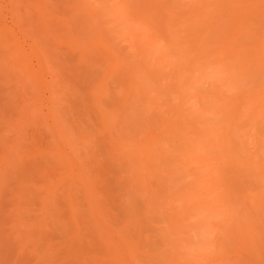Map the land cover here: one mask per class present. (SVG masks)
<instances>
[{"label":"rangeland","instance_id":"374dc122","mask_svg":"<svg viewBox=\"0 0 264 264\" xmlns=\"http://www.w3.org/2000/svg\"><path fill=\"white\" fill-rule=\"evenodd\" d=\"M0 27V264H264V0H0Z\"/></svg>","mask_w":264,"mask_h":264},{"label":"bare ground","instance_id":"6f19581e","mask_svg":"<svg viewBox=\"0 0 264 264\" xmlns=\"http://www.w3.org/2000/svg\"><path fill=\"white\" fill-rule=\"evenodd\" d=\"M110 1H111V0H110ZM147 1H148V0H147ZM199 1H200V0H199ZM202 2H203V1H202ZM152 4H153V3H152ZM152 4H151V6H152ZM230 4H231V3H230ZM115 5H116V4H115ZM140 5H141V3H140ZM87 6H88V5H87ZM207 6H208V5H207ZM207 6H206V7H207ZM120 7H121V6H120ZM124 7H125V6H124ZM147 7L150 8V5L147 6ZM247 8H248V7H247ZM247 8H246V10H247V12H248V9H247ZM100 9H101V8H100ZM124 9H125V8H124ZM117 10H118V9H117ZM207 10H208V9H207ZM244 10H245V9H244ZM246 10H245V11H246ZM144 11H145V10H144ZM251 12H252V11H251ZM254 12H255V11H254ZM142 14H143V13H142ZM158 14H159V13H158ZM233 14H234V13H233ZM237 14H238L237 17L239 18V17L241 16V14H239V13H237ZM255 14H256V13H255ZM239 15H240V16H239ZM245 15H247V13H246ZM247 16H248V15H247ZM250 16H251V15H250ZM17 17H18V16H17ZM17 17H16V18H17ZM118 17H119V16H118ZM121 17H122V16H121ZM96 18H97V17H96ZM1 19H2V17H1ZM17 19H18V18H17ZM108 19H109V18H108ZM241 19H243V18L240 17L239 20H241ZM255 19H256V18H255ZM244 20H245V19H244ZM244 20H241L242 23H243ZM248 20H249V19H248ZM185 21H186V20H185ZM235 21H237V20H235ZM235 21H234V22H235ZM125 22H126V21H125ZM128 22H129V21H128ZM204 22H206V21L204 20ZM246 22H247V21H246ZM246 22H245V24H246ZM165 23H166V22H165ZM247 23H248V22H247ZM259 23H260V22H259ZM239 24H240V23H238V25H239ZM14 25H15V24H14ZM202 25H203V24H202ZM92 26H93V25H92ZM145 26H146V25H145ZM239 26L242 27V24L239 25ZM106 27H107V26H106ZM127 27H128V26H127ZM174 27H175V26H174ZM203 27H205V26H203ZM233 27H234V26H233ZM0 28H1V27H0ZM5 28H6V27H5ZM22 28H23V27H22ZM200 28H201V26H200ZM207 28H208V27H207ZM239 29H240V27H239ZM251 29H252V28H251ZM251 29H250V30H251ZM4 30H6V29H4ZM242 30H243V29H242ZM257 30L259 31V29H257ZM2 31H3V30H2ZM152 31H154V30H152ZM240 31H241V30H240ZM240 31H237V32H240ZM253 31H254V30H253ZM5 32H6V31H5ZM256 32H257V31H256ZM1 33H2V32H1ZM6 33H7V32H6ZM8 33L10 34L9 31H8ZM8 33H7V34L4 33L5 36L8 35ZM152 33H153V32H152ZM154 33H155V31H154ZM246 33H247V32H246ZM257 33H258V32H257ZM157 34H158V33H157ZM233 34H234V33H233ZM237 34H239V33H237ZM240 34H241V33H240ZM251 34H252V33H251ZM3 36H4V35H3ZM153 36H155V35H153ZM250 36H251V35H250ZM10 37H11V36H10ZM10 37L7 36L6 38H10ZM6 38H5V39H6ZM12 38H13V37H12ZM223 38H224V37H223ZM235 38H236V37H235ZM2 39H4V38H1L0 40H2ZM206 39H207V38H206ZM231 39H232V38H231ZM10 40H11V39H10ZM10 40L7 39L5 42L8 41L7 44L10 45V44H11V43H9ZM166 40H167V39H166ZM137 41H138V40H137ZM217 41H218V39H217ZM217 41H216V42H217ZM235 41H237V40H235ZM245 41H246V40H245ZM10 42H11V41H10ZM12 42H13V40H12ZM135 42H136V41H135ZM220 42H221V41H220ZM230 42H231V41H230ZM237 42H238V41H237ZM13 43H14V42H13ZM13 43H12V44H13ZM102 43H103V42H102ZM231 43H232V42H231ZM235 43H236V42H235ZM263 43H264V42H263ZM15 44H16V42H15ZM218 44H219V42H218ZM233 44H234V43H233ZM1 46H2V45H1ZM10 46L13 47V45H10ZM15 46H16V45H14V47H15ZM262 46H264V45H262ZM7 47H9V46H7ZM11 47H10V49H11ZM157 48H158V47H157ZM203 48H204V46H203ZM218 48H219V46H218ZM12 49H13V48H12ZM15 49H17V48H15ZM167 49H168V48H167ZM219 49H220V48H219ZM254 49H255V48H254ZM13 50H14V49H13ZM239 50H240V49H239ZM260 50H261V51H260L259 55L262 56V59H261V60L264 62V56H263V54H261L264 50H263V48L260 49ZM11 51H12V50H11ZM201 51H202V50H201ZM244 51H245V50H244ZM157 52H158V51H157ZM238 52H239V51H238ZM258 52H259V50H258ZM163 53H164V52H163ZM241 53H242V50H241ZM263 53H264V52H263ZM15 54H16V52H15ZM19 54H20V53H19ZM19 54H18V55H19ZM255 54H257V53H255ZM12 55H13V54H12ZM235 55H237V53H236ZM13 56H14V55H13ZM16 56H17V55H16ZM239 57H240V56L238 55L237 58H239ZM241 57H242V56H241ZM15 59H16V58H15ZM169 59H170V58H169ZM169 59H168V60H169ZM10 60H11V59H10ZM165 60H166V59H165ZM237 60H239V59H237ZM36 62H37V61H36ZM167 62H168V61H166V63H167ZM236 62H237V61H236ZM156 64H157V63H156ZM263 64H264V63H263ZM163 65H164V64H163ZM258 65H259V64H258ZM22 66H23V65H22ZM12 68H13V67H12ZM167 68H168V67H167ZM16 72H17V71H16ZM240 72H241V71H240ZM137 73H138V72H137ZM50 75H51V74H50ZM10 76H11V75H10ZM50 77H51V76H50ZM37 78H38V77H37ZM136 79H137V78H136ZM34 80H35V79H34ZM135 81H136V80H135ZM230 81H231V80H230ZM54 82H55V81H54ZM14 83H15V82H14ZM144 84H145V83H144ZM46 89H47V88H46ZM37 91H38V90H37ZM255 96H257V97H253V98H251V100L253 99L252 101H251L250 99H249V100H250L251 104H253L252 102L255 101V102H254L255 105L257 104V106H259L262 102H261V103H260V102L257 103V102H258L259 95L257 94V95H255ZM95 97H96V96H95ZM38 98H39V97H38ZM97 98H98V97H97ZM30 99H31V98H30ZM55 99H56V98H55ZM261 99L263 100V98H261ZM259 101H260V98H259ZM263 101H264V100H263ZM215 104H216V103H215ZM255 105H253V107H254ZM255 107H256V106H255ZM259 107H260V106H259ZM28 108H29V107H28ZM28 108H27V109H28ZM260 109H261V108H260ZM32 110H33V109H32ZM246 110H247V109H246ZM256 110H258V109L256 108ZM59 111H60V110H59ZM253 111H255V110H253ZM258 111H259V110H258ZM258 111H257L256 114L259 113ZM243 112H244V111H243ZM261 112H262V109H261ZM247 113H250V111L247 112ZM251 113H252V112H251ZM251 113H250L249 115L252 116L253 114H251ZM254 113H255V112H254ZM263 113H264V111H263ZM33 114H34V113H33ZM59 115H60V114H59ZM246 115H247V114H246ZM258 116H260V115H258ZM263 116H264V115H263ZM226 120H227V119H226ZM228 121H229V120H228ZM16 122H17V121H16ZM224 122H225V121H224ZM229 122H230V121H229ZM229 124H231V123H229ZM16 130H17V129H16ZM82 137H83V136H82ZM150 137H152V136H150ZM150 139H151V138H150ZM153 139H154V138H153ZM155 140H156V138H155ZM155 140H152V143H151V141L149 140V141H150V144H153V142H154ZM88 143H89V142H88ZM226 143H227V142H226ZM233 143H234V141H232V144H233ZM83 144H84V143H83ZM147 144H148V143H147ZM155 145H156V143H155ZM233 145H235V144H233ZM151 146H154V145H151ZM157 147H158V146H157ZM157 147H156V148H157ZM135 149H136V148H135ZM62 153H63V152H62ZM237 153H238V152H237ZM134 154H135V153H134ZM135 156H136V155H135ZM235 156H236V155H235ZM148 157H149V156H148ZM236 157H237V156H236ZM134 158H135V157H134ZM150 158H151V157H150ZM8 159H9V158H8ZM196 160H197V159H196ZM142 162H143V161H142ZM193 162H194V161H193ZM209 162H210V161H209ZM137 168H138V167H137ZM261 174H262V173H261ZM259 177H260V176H259ZM88 183H89V182H88ZM203 183H204V182H203ZM206 186H208V185H206ZM198 187H199V186H198ZM210 188H211V187H210ZM212 189H213V188H212ZM198 192H199V191H198ZM193 193H194V192H193ZM211 193H212V192H211ZM189 194H190V193H189ZM208 194H210V193H208ZM214 195H215V194H214ZM204 197H205V196H204ZM197 199H198V198H197ZM213 199H214V198H213ZM188 201H189V200H188ZM191 201H192V200H191ZM195 203H196V202H195ZM213 204H214V203H213ZM257 208H258V207H257ZM186 213H187V212H186ZM244 219H245V218H244ZM230 228H231V227H230ZM230 228H229V229H230ZM245 229H246V228H245ZM227 232H228V231H227ZM232 233H233V232H232ZM231 239H232V238H231Z\"/></svg>","mask_w":264,"mask_h":264},{"label":"clouds","instance_id":"9594fccd","mask_svg":"<svg viewBox=\"0 0 264 264\" xmlns=\"http://www.w3.org/2000/svg\"><path fill=\"white\" fill-rule=\"evenodd\" d=\"M194 104V102H193ZM190 235L194 242H198L205 238L208 234V227L203 222L202 217L199 215H193L189 220ZM195 246V245H194Z\"/></svg>","mask_w":264,"mask_h":264}]
</instances>
